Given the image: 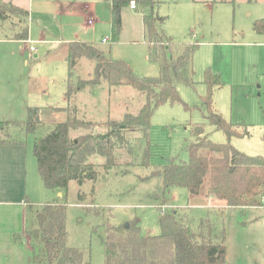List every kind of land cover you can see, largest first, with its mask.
<instances>
[{
	"label": "rangeland",
	"instance_id": "374dc122",
	"mask_svg": "<svg viewBox=\"0 0 264 264\" xmlns=\"http://www.w3.org/2000/svg\"><path fill=\"white\" fill-rule=\"evenodd\" d=\"M15 1L31 12L28 19L30 38L28 42L12 38L14 33L24 31L26 18L8 14L7 20L0 22V64H8L15 73L23 71L25 79L31 76L39 80L37 85L42 86V107L67 105L66 43H95L110 51L113 60L127 63L140 77L159 74L158 65L149 60L143 27L145 10L129 7L123 11V29L115 41L110 0ZM155 1V12L166 18L161 26L166 36L172 38L176 45L198 42L200 47L193 61L194 86L179 84L177 88L182 103L163 104L153 114L151 168L140 166L136 157L135 166H122L106 174L104 159L95 156L91 162L99 173L98 180L87 181L83 185L72 181L67 193L61 197L58 191L44 186L35 167L36 158L31 147L49 134L67 114L58 111L49 115L44 111L48 116L44 117L35 133H23L21 126L12 122H9L8 130L14 140L22 141L25 147L29 145V176L33 172L37 178V185H30L33 203L35 207L58 201L66 205L68 246L83 251L91 264H105L104 238L108 223L121 227L135 220L142 235H160L158 206H164V213L176 212L196 230L201 221L210 220L215 226V238L227 248L226 264H264V198L259 209L223 210L219 205L224 202L218 199H209L205 194L193 196L186 189L171 188L165 203L162 200L160 205V202L147 197L156 192L157 182L140 180L151 170L164 165L167 159L188 161V145L195 139L193 129L198 124H206L205 133L213 142L228 141L224 132L207 123L209 110L205 100L209 89L205 84V72L208 69L220 74L224 83L222 88L212 92L214 109L227 121L248 126V136L232 137L230 143L246 155L264 157V34L257 33L253 25L256 20L264 18V0ZM89 19L95 21L94 27L88 25ZM106 37L109 38L108 43H102ZM32 46L38 49L37 53L30 50ZM76 76L92 78V63L81 60ZM2 81L4 79H0ZM17 84L13 83L14 91ZM24 85L16 86L15 98L20 102L35 103L37 98L27 89L26 83ZM12 89L11 93L14 92ZM145 100L144 94L131 87H109L102 83L96 93L91 89L81 93L76 106L79 116L101 125L109 117L119 121L126 113L137 114ZM13 117L12 121L27 122L19 110ZM122 155L120 162L130 160L124 151ZM126 170L129 173L123 174ZM208 184L209 179L204 191ZM213 205L215 211L208 212L207 207ZM206 229L203 230L206 232ZM31 253L32 248L27 244L0 246V264H27Z\"/></svg>",
	"mask_w": 264,
	"mask_h": 264
},
{
	"label": "trees",
	"instance_id": "16d2710c",
	"mask_svg": "<svg viewBox=\"0 0 264 264\" xmlns=\"http://www.w3.org/2000/svg\"><path fill=\"white\" fill-rule=\"evenodd\" d=\"M132 1L138 9L145 10L143 18L149 60L158 65L159 74L140 77L127 63L113 60L110 51L95 43L77 41L67 44V105L55 109L65 112L67 117L34 144L38 173L48 190L65 195L72 181L79 185L87 181L96 182L99 173L91 162L95 156L104 159L106 174L122 166H135L136 157L140 166L151 168L150 130L154 112L166 103H182L177 88L179 84H195L193 61L200 43L176 45L172 38L166 36L161 28L166 18L155 12V0H111L114 40L118 41L120 37L123 11L130 7ZM8 14L26 18L24 31L15 34L14 38L28 41L29 13L12 4L0 6V22L6 21ZM254 30L264 34V18L255 21ZM83 59L94 66L92 78L76 76L77 66ZM102 83H107L109 87L128 86L144 94L146 100L141 110L137 114L126 113L119 121L109 117L101 125L79 116L76 106L78 96L89 89L96 93ZM205 84L209 89L205 100L209 110L207 123L224 132L228 141L213 142L205 133L206 124L196 125L193 129L195 139L188 145V161L167 159L164 165L151 170L148 176L140 177L145 182H157L156 192L147 197L161 205L171 188H180L193 196L205 194L218 199L228 208L262 206L264 157L246 155L230 143L232 137L248 136L249 130L246 123L229 122L214 109L212 92L223 87L221 75L208 69ZM41 124L40 109L31 107L27 122L21 127L31 134ZM9 126V122L0 121V144L9 142ZM123 151L129 161L120 162ZM207 179L209 184L204 191ZM37 207L28 206L25 233L15 236L16 244L28 243L32 248L27 264H91L83 251L68 246L66 205L58 201ZM158 207L162 228L158 236L142 235L135 220L128 223L129 227L107 224L105 264H226L227 248L215 238L213 223L201 221L196 230L179 218L176 212L164 213V206Z\"/></svg>",
	"mask_w": 264,
	"mask_h": 264
},
{
	"label": "crops",
	"instance_id": "0c3cea01",
	"mask_svg": "<svg viewBox=\"0 0 264 264\" xmlns=\"http://www.w3.org/2000/svg\"><path fill=\"white\" fill-rule=\"evenodd\" d=\"M12 1L0 0V6L6 4H12L17 8L27 11L29 13V16L31 15L30 10L18 6V3L15 0ZM89 20H93V19H89ZM89 26L94 27L95 22L93 25H89ZM144 33H145V29H144ZM15 34L16 33L12 35L13 39L15 37ZM103 39H102V43H103ZM0 41H1V37H0ZM28 41H24V42H28ZM67 44L68 43H66V45ZM8 66H9L8 64H3V65L0 64V79H4V82L3 81L0 82L1 84L0 121L12 122L16 125H19L20 127L25 123L12 121V118H14L13 117L14 112L16 110H19V114L22 115V118L25 117L23 120H26V118L28 119V109L31 107H38L41 111V121L43 122L45 116H48V114L51 115V113L54 112H58L55 110L56 108L65 107L58 105L56 106L48 105L47 107H42V103H40L42 102L41 100L42 86L37 85V81L39 82V80L32 78L31 76H28L27 79H25L24 78L25 73L23 71L15 73L13 70L9 69ZM67 81H68V77L65 79L66 91H67ZM14 82L18 83L16 85L17 88L21 86L25 87L24 84L26 83L27 89H30L33 92V94L37 98V101L35 103H33L32 101L30 103H25V101L24 102L17 101V99L15 98V94L17 97L16 86H15V91L12 89ZM11 89L14 92L11 93L10 92ZM32 89L36 92H34ZM44 111L48 112V114H45ZM60 112L65 113L62 111ZM64 117L66 119L67 116L65 115ZM20 129H22L23 133H26L23 127H20ZM31 148L33 149V154H34V145ZM29 160L30 159H29L28 144L27 147H25L22 141L14 140L11 137V135L9 142L0 144V246L19 245L15 243V236L16 234L25 233L26 221L28 218V206L35 205V203H33L34 195L32 194L30 185L32 186L34 184L37 185V178L36 176H34L33 172L31 173L32 177L29 176ZM31 165L33 168V163ZM35 167H37V159H36ZM37 172H38V168H37ZM58 193L60 194L61 197L64 195L61 192ZM207 198L212 199L211 197H207ZM213 207L215 206L214 205L211 207L208 206L207 207L208 212L210 213L214 212ZM219 207L222 208L223 210L229 209L223 204L219 205ZM260 207L261 206L255 208L259 209ZM247 208L250 207H244L238 209L243 211ZM26 244L28 245V243Z\"/></svg>",
	"mask_w": 264,
	"mask_h": 264
},
{
	"label": "built area",
	"instance_id": "2783aa9c",
	"mask_svg": "<svg viewBox=\"0 0 264 264\" xmlns=\"http://www.w3.org/2000/svg\"><path fill=\"white\" fill-rule=\"evenodd\" d=\"M130 8L132 9V10H137L138 9V5L134 2V1H132L131 3H130ZM94 20H89V25H93L94 24ZM108 41H109V38L108 37H106V38H104L103 39V43H108ZM32 52H34V53H37L38 52V49L36 48V47H34V46H32L31 47V49H30ZM263 200V199H262ZM264 201V200H263ZM262 201V202H263Z\"/></svg>",
	"mask_w": 264,
	"mask_h": 264
},
{
	"label": "water",
	"instance_id": "95a60500",
	"mask_svg": "<svg viewBox=\"0 0 264 264\" xmlns=\"http://www.w3.org/2000/svg\"><path fill=\"white\" fill-rule=\"evenodd\" d=\"M126 227H129V224L128 223L126 224Z\"/></svg>",
	"mask_w": 264,
	"mask_h": 264
}]
</instances>
